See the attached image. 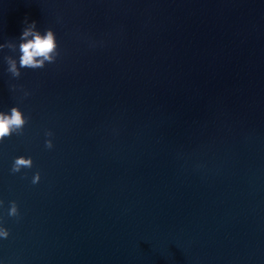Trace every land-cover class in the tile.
Returning a JSON list of instances; mask_svg holds the SVG:
<instances>
[{
	"label": "clouds",
	"instance_id": "obj_1",
	"mask_svg": "<svg viewBox=\"0 0 264 264\" xmlns=\"http://www.w3.org/2000/svg\"><path fill=\"white\" fill-rule=\"evenodd\" d=\"M25 27L22 29L19 36L20 43L18 45L19 59L13 58L11 55L4 57L7 64V72L14 78L21 76V69H42L46 63H54L56 61L58 52V42L55 32L52 29H46L41 33L36 26V21L28 23L25 21ZM8 48L15 52L17 45L9 41L5 44H0V50ZM28 95V93H25ZM28 123V118L18 106H13L10 113L0 112V142L6 138L11 137L14 133L22 135L25 125ZM46 136H51V132H46ZM45 147L48 149L53 148L51 139L45 140ZM33 167L32 157L18 156L14 159L11 172L13 174L20 173L22 169H31ZM41 175L37 171L34 173L31 183L37 184L40 182ZM8 209L9 217L18 218L19 208L15 201L9 202ZM0 206H3V201H0ZM10 232L7 228L0 226V238L7 239Z\"/></svg>",
	"mask_w": 264,
	"mask_h": 264
}]
</instances>
